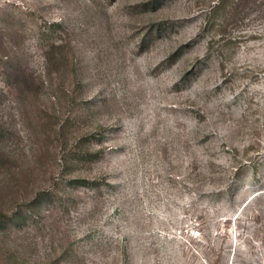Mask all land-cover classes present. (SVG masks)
Segmentation results:
<instances>
[{
  "label": "rangeland",
  "instance_id": "374dc122",
  "mask_svg": "<svg viewBox=\"0 0 264 264\" xmlns=\"http://www.w3.org/2000/svg\"><path fill=\"white\" fill-rule=\"evenodd\" d=\"M0 264H264V0H0Z\"/></svg>",
  "mask_w": 264,
  "mask_h": 264
}]
</instances>
